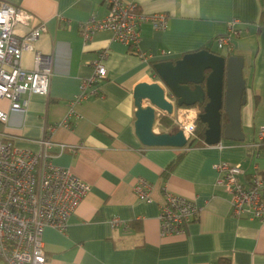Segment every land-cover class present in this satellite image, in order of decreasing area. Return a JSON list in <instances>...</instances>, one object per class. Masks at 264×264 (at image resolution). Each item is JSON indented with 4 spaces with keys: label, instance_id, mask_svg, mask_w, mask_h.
Instances as JSON below:
<instances>
[{
    "label": "crops",
    "instance_id": "obj_1",
    "mask_svg": "<svg viewBox=\"0 0 264 264\" xmlns=\"http://www.w3.org/2000/svg\"><path fill=\"white\" fill-rule=\"evenodd\" d=\"M5 1L33 12L34 22L47 26L33 48L23 52L22 65L32 68L40 52L51 57L53 72L47 94H26V109L0 121V141L11 139L19 148L39 151L41 140L50 139L51 160L91 187L65 230L45 227V264H264V220L232 213L230 194L214 169L220 160L241 163L248 171L257 163L264 177V138L255 157L248 151L264 126V0H132L141 11L169 15L165 29L143 22L136 47L114 39L110 30H97L84 40L81 23L91 14L104 16L105 0ZM235 18L242 33L233 38L232 52H218L244 57L245 139L221 137L218 143L182 148L143 144L135 132L133 90L143 79L161 83L152 62L215 47L214 37ZM27 30L17 27L20 34ZM103 50H108L107 71L98 92L76 100L81 80L92 76V63ZM8 107L9 100L0 99V108ZM167 128L156 120L155 132ZM61 144L79 147L73 152ZM181 151L183 156L166 172ZM139 176L152 183L151 200L136 195ZM165 189L203 206L186 234H161L158 213ZM115 216L121 223L114 226Z\"/></svg>",
    "mask_w": 264,
    "mask_h": 264
},
{
    "label": "built area",
    "instance_id": "obj_2",
    "mask_svg": "<svg viewBox=\"0 0 264 264\" xmlns=\"http://www.w3.org/2000/svg\"><path fill=\"white\" fill-rule=\"evenodd\" d=\"M108 11L104 16L91 14L80 25L85 41L97 30H110L113 38L136 47L143 22L149 21L155 29L168 26L167 12L146 13L132 0H105ZM35 14L22 6L0 0V99L9 100L8 109L0 108V121L7 122L14 110H25L26 94H47L52 76L51 57L36 52L35 64L25 68L22 56L30 50L40 35L47 31L43 21L34 22ZM239 19L230 21L226 32L214 37L216 48L226 53L233 50V38L242 33ZM28 30L22 34L17 27ZM103 50L92 63L93 74L81 80L78 99L98 92L97 84L106 76ZM164 55L168 51L163 50ZM227 55V54H226ZM93 89L88 92V88ZM24 95V97H23ZM174 104L172 121L181 128L187 140L194 138L201 106H178L175 96L166 93ZM162 111H157L159 119ZM260 140L249 143L253 157L264 138V126L259 131ZM43 148L31 151L16 146L11 139L0 141V260L5 264H45L47 255L43 245L46 226L65 230L71 214L90 190V184L68 167L55 164L48 149L52 141L41 140ZM79 145L61 144V149L76 152ZM217 182L230 194L232 213L237 216L259 217L264 220V177L257 163L248 171L241 163L220 160L214 163ZM152 183L139 176L134 191L139 199L151 200ZM203 206L195 200L165 189L158 218L162 235L186 234L188 225L195 220ZM118 225L121 219L112 218Z\"/></svg>",
    "mask_w": 264,
    "mask_h": 264
},
{
    "label": "water",
    "instance_id": "obj_3",
    "mask_svg": "<svg viewBox=\"0 0 264 264\" xmlns=\"http://www.w3.org/2000/svg\"><path fill=\"white\" fill-rule=\"evenodd\" d=\"M153 66L161 83L143 79L133 90L137 108L135 132L143 144L182 148L188 143L181 128L154 131L157 110L165 115L173 112L174 104L166 93L175 96L178 106L203 104L199 118L207 123L206 143H218L221 137L245 139L241 125V108L247 102L243 56L200 48L176 59L159 60Z\"/></svg>",
    "mask_w": 264,
    "mask_h": 264
},
{
    "label": "trees",
    "instance_id": "obj_4",
    "mask_svg": "<svg viewBox=\"0 0 264 264\" xmlns=\"http://www.w3.org/2000/svg\"><path fill=\"white\" fill-rule=\"evenodd\" d=\"M202 48H209L210 50H214L213 47L211 45H206L203 46ZM133 51L138 52V50H136L135 48H132ZM215 51V50H214ZM155 61L152 62V66L154 65ZM246 92V91H245ZM201 107L203 108V104L201 105ZM201 108V109H202ZM160 123L163 124L164 126L168 127L167 129H165L164 131H174L175 129H177V127L175 126V124L172 122V120L168 117V115L162 114L159 117ZM227 120V116L223 113V122H226ZM207 128V123L202 121L199 117L197 120V129H196V137L197 140L193 143H191V139L188 141V143L186 145L188 146H196V145H202L205 144V130ZM262 144V143H261ZM261 144L258 146V149L261 147ZM248 151L251 155H253L254 153V148L253 146H250L248 144ZM184 151H181L178 153L177 157H175L166 167V172L171 171L175 165L177 164V162L179 161V159L183 156ZM222 260L219 261V264H228V263H222Z\"/></svg>",
    "mask_w": 264,
    "mask_h": 264
},
{
    "label": "rangeland",
    "instance_id": "obj_5",
    "mask_svg": "<svg viewBox=\"0 0 264 264\" xmlns=\"http://www.w3.org/2000/svg\"><path fill=\"white\" fill-rule=\"evenodd\" d=\"M213 49L216 50L217 52H218V51H223L222 49H218V48H216V46L213 47ZM157 78H158V77H157Z\"/></svg>",
    "mask_w": 264,
    "mask_h": 264
}]
</instances>
